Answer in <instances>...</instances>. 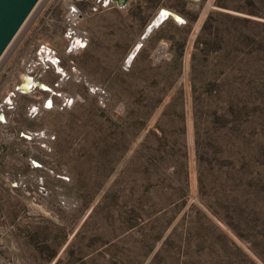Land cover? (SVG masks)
<instances>
[{
  "label": "rangeland",
  "instance_id": "obj_1",
  "mask_svg": "<svg viewBox=\"0 0 264 264\" xmlns=\"http://www.w3.org/2000/svg\"><path fill=\"white\" fill-rule=\"evenodd\" d=\"M39 1L0 57V102L40 42L108 97L72 79L73 107L30 117L50 93L16 92L0 122V264H264V0H88L75 54L70 0ZM161 7L186 22L141 40Z\"/></svg>",
  "mask_w": 264,
  "mask_h": 264
},
{
  "label": "built area",
  "instance_id": "obj_2",
  "mask_svg": "<svg viewBox=\"0 0 264 264\" xmlns=\"http://www.w3.org/2000/svg\"><path fill=\"white\" fill-rule=\"evenodd\" d=\"M86 1L88 0H70L65 6L62 25L64 38L67 44V53H78L84 50L89 44V32L85 27L82 26V21L85 17V9L82 8L81 4L85 3ZM96 2L101 4V6H107L110 3H113L110 0H96ZM71 63V65H65L63 63V59L58 53V50L49 43H39L38 49L36 50V58L28 61L24 75L35 79V81H40L42 84L38 87L35 85L31 89L32 94L39 96L43 93V91H47L50 94L44 98V103L43 101L40 102V100H38L28 105L27 113L30 117L37 116L42 108H57L59 110H65L73 107L80 94L63 89V87L72 79L77 83L83 81L88 86L89 93L95 96L97 95L99 97V102L104 106L108 97L107 90L103 86L98 85L96 82L90 81L87 76L77 68L74 62ZM50 68H53L58 74L57 81L53 85H51L49 82L43 81V79L39 77L43 73L47 72ZM37 69H39V72H37ZM38 82H36V84H38ZM20 89V85H17L14 92L9 94L5 100L0 102L1 123H8L11 114L9 112L15 110L16 101L14 96H16V92L25 93ZM51 97L54 99V105L50 103ZM27 136L30 139L36 136L38 137V132L29 131ZM44 136H46L45 133H43L40 137ZM34 163L39 164L40 162L34 161ZM40 179L43 181L42 176H40ZM19 182L22 183V178ZM41 189H45V187L41 186ZM61 202L66 204L64 197H61Z\"/></svg>",
  "mask_w": 264,
  "mask_h": 264
},
{
  "label": "water",
  "instance_id": "obj_3",
  "mask_svg": "<svg viewBox=\"0 0 264 264\" xmlns=\"http://www.w3.org/2000/svg\"><path fill=\"white\" fill-rule=\"evenodd\" d=\"M38 1L39 0H0V57ZM110 1L114 2L117 6H127L131 0ZM161 13H163V15L165 14L161 22L169 16H172L179 23L186 22V19L180 13L170 8L162 7L159 13H157L145 27L141 40L148 38L153 30L161 24V22L159 24L155 23V19L159 17ZM20 87H26L25 83L20 84Z\"/></svg>",
  "mask_w": 264,
  "mask_h": 264
},
{
  "label": "bare ground",
  "instance_id": "obj_4",
  "mask_svg": "<svg viewBox=\"0 0 264 264\" xmlns=\"http://www.w3.org/2000/svg\"><path fill=\"white\" fill-rule=\"evenodd\" d=\"M40 3H41V1H39V3L37 4V6H39L40 5ZM37 6L33 9V10H35L36 8H37ZM162 8V7H161ZM160 8V9H161ZM160 9H159V11H160ZM159 11H158V13H159ZM33 12H35V11H32L31 12V14L27 17V19L28 18H30V17H32V14H33ZM165 17V14L163 15L162 13H161V15L159 16V17H157L156 19H155V23H157V24H159L161 21H162V19ZM170 17H172V16H169L167 19H169ZM166 19V20H167ZM165 20V21H166ZM27 21V20H26ZM25 21V22H26ZM164 21V22H165ZM25 24V23H24ZM159 26H161V25H158V27ZM21 30V29H20ZM19 34V33H18ZM17 36V35H16ZM17 37H15V39H16ZM13 44V43H12ZM77 44H78V42H77ZM141 45V44H140ZM139 45V46H140ZM11 46V45H10ZM139 46H137V49L139 48ZM137 49H136V51H137ZM8 50H9V48H8ZM135 51V52H136ZM135 52H134V54H135ZM133 54V55H134ZM132 56V55H131ZM3 57V56H2ZM21 78H22V81L18 84V85H20L22 82H25V86L26 87H21V89L20 90H22V91H24L26 94H31L32 92H31V89L36 85L37 87L38 86H40V85H42L41 84V82L39 81H35V79H32V78H29V77H27V76H25L24 75V73H22V75H21ZM36 82H38V84H36ZM26 88V89H25ZM19 94V93H18ZM44 103V102H43ZM50 103H52L53 105H54V99H53V97H51V102ZM42 134H43V132H40V133H38V137L39 136H42Z\"/></svg>",
  "mask_w": 264,
  "mask_h": 264
},
{
  "label": "trees",
  "instance_id": "obj_5",
  "mask_svg": "<svg viewBox=\"0 0 264 264\" xmlns=\"http://www.w3.org/2000/svg\"><path fill=\"white\" fill-rule=\"evenodd\" d=\"M163 23H164V22H163ZM160 27H161V26H160ZM160 27H159V28H160ZM149 37H150V36H149Z\"/></svg>",
  "mask_w": 264,
  "mask_h": 264
},
{
  "label": "crops",
  "instance_id": "obj_6",
  "mask_svg": "<svg viewBox=\"0 0 264 264\" xmlns=\"http://www.w3.org/2000/svg\"><path fill=\"white\" fill-rule=\"evenodd\" d=\"M130 3V2H129ZM129 3H128V5H129Z\"/></svg>",
  "mask_w": 264,
  "mask_h": 264
},
{
  "label": "flooded vegetation",
  "instance_id": "obj_7",
  "mask_svg": "<svg viewBox=\"0 0 264 264\" xmlns=\"http://www.w3.org/2000/svg\"><path fill=\"white\" fill-rule=\"evenodd\" d=\"M48 98V97H47Z\"/></svg>",
  "mask_w": 264,
  "mask_h": 264
},
{
  "label": "snow or ice",
  "instance_id": "obj_8",
  "mask_svg": "<svg viewBox=\"0 0 264 264\" xmlns=\"http://www.w3.org/2000/svg\"><path fill=\"white\" fill-rule=\"evenodd\" d=\"M163 14V13H162Z\"/></svg>",
  "mask_w": 264,
  "mask_h": 264
}]
</instances>
